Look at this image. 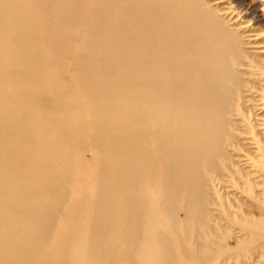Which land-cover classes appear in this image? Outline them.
Returning <instances> with one entry per match:
<instances>
[{
    "label": "bare ground",
    "instance_id": "bare-ground-1",
    "mask_svg": "<svg viewBox=\"0 0 264 264\" xmlns=\"http://www.w3.org/2000/svg\"><path fill=\"white\" fill-rule=\"evenodd\" d=\"M36 1L0 0V264L264 259V224L210 208L211 182L237 166L238 117L253 111L242 106L255 85L240 34L201 0H46L83 54L76 108L66 99L63 112L45 111L38 96L55 93L60 65L43 61ZM247 55L264 82V54Z\"/></svg>",
    "mask_w": 264,
    "mask_h": 264
},
{
    "label": "rangeland",
    "instance_id": "rangeland-1",
    "mask_svg": "<svg viewBox=\"0 0 264 264\" xmlns=\"http://www.w3.org/2000/svg\"><path fill=\"white\" fill-rule=\"evenodd\" d=\"M201 1L207 2L208 6L215 10L216 14L224 20L225 24L227 23L228 26H231V29H235L240 34L241 47L246 51L244 61L249 65L248 68L242 69L250 73L249 75H244L243 78L250 80L255 85L253 90L246 92L245 96H247V100L245 103H242L243 109L253 108V111L251 114L247 111L246 117H244L246 114L238 117L239 120L237 123H241L239 124L241 125L240 131L235 133L238 139V143L236 144L238 148L237 151L234 148H230L232 154L236 156L237 166H234V171L231 174L226 173L222 180L211 182V190L209 192L212 197V205L210 208L217 216L224 213V218H228V216L230 218L231 215H226V211H229V209H231V213L239 214H244L242 211L247 210L251 224H264V82H261L262 79L260 81L258 80L261 76L252 75L251 70H255V68L253 69L252 59H250L251 57L246 58L248 56L247 54L253 55V59H255V55L264 54V0L255 2H253L254 0ZM45 2L46 0H37L31 3L29 5V11L37 14L41 19L39 39L44 48L42 50L44 51L43 61L57 62L60 68L57 65L51 68V76L54 79L56 78L55 93L51 94L46 92L40 94L38 96V107L45 111L48 109L59 113L63 112V101L66 99H76L75 86L77 85V79L80 77L79 59L82 57L83 52L79 49L81 38L73 37L66 33L49 16L53 8V3L46 5V9L45 7L43 9L42 3L46 4ZM251 2H253L252 5H250ZM254 6L256 12L252 15L251 12L254 10ZM236 20L237 22L234 23ZM83 21L85 24V20ZM234 24L237 26H233ZM51 28L54 29L51 32L52 34L50 33L51 30L47 31V29ZM57 40L62 42L63 47L70 48V50H57L55 45L58 42ZM255 60L264 61V58H256ZM258 70L262 72L261 69ZM72 103L73 108H76L78 103L77 99ZM243 119L245 122L242 123L241 120ZM91 120V115L87 113L83 120H81V126L88 127ZM87 136L86 149L91 148L92 143L95 141V135L93 133H89ZM94 164L96 163L92 162L91 165L94 166ZM97 168L95 169L93 167L95 173L91 174L89 178L86 177L85 183H83V186H86L87 192L84 193L87 201L86 209L88 208L90 213L93 210V199L90 188L93 182H95L98 171L101 170L100 167L98 168L99 170ZM75 195L71 199L65 213L59 214V223L52 238L51 245L57 244L61 240L62 222L69 213L68 211L72 203L80 196L79 194ZM53 210L55 211V209ZM89 219L87 227L91 228L93 226L92 219L91 217ZM222 224H224L225 230L231 229L232 224L230 222L228 223V221L223 220ZM221 263L222 261L217 264ZM257 264H264V259L258 260Z\"/></svg>",
    "mask_w": 264,
    "mask_h": 264
}]
</instances>
